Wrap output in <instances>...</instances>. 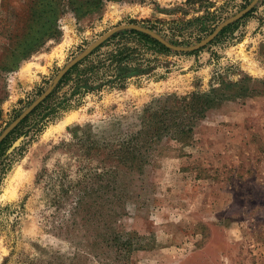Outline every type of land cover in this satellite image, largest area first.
<instances>
[{
  "label": "rangeland",
  "instance_id": "374dc122",
  "mask_svg": "<svg viewBox=\"0 0 264 264\" xmlns=\"http://www.w3.org/2000/svg\"><path fill=\"white\" fill-rule=\"evenodd\" d=\"M250 1L0 0V133L108 30L188 47ZM125 31L53 88L46 104L68 98V110L32 132L38 110L2 146L0 264H264V0L193 52ZM120 48L128 58L109 64ZM211 89L226 97L184 141L162 136L140 168L116 165L169 99Z\"/></svg>",
  "mask_w": 264,
  "mask_h": 264
},
{
  "label": "trees",
  "instance_id": "16d2710c",
  "mask_svg": "<svg viewBox=\"0 0 264 264\" xmlns=\"http://www.w3.org/2000/svg\"><path fill=\"white\" fill-rule=\"evenodd\" d=\"M207 16H209L208 13H206V15L200 18L197 17L194 19V22L198 24L196 26L197 31H206V21L208 19ZM226 28H223L218 34L223 33ZM44 31L46 30L44 29L43 33H45ZM119 34H132L136 36L139 41L143 43L145 42V44L152 45L157 50V52H168V50L162 45L158 44L156 41L142 33L129 30ZM116 35L117 34L115 33L110 38H114ZM48 36L49 34H46V37ZM98 49L99 48L94 49L91 53H94ZM126 51V48L117 49L111 54H109L106 59L109 61V64L114 62L118 64L121 61L124 62L129 55V53L124 54ZM86 60L87 58H84L83 60L75 64L73 67H71V69L58 81L56 87L58 88L60 85L64 84L67 80H69V77L73 72L75 75H79L80 73L85 71V69H79L78 67ZM95 69L96 67H94L92 64H89L86 70H90L93 72ZM117 76H119V74H117ZM85 79L86 78L84 77L76 80V85L74 87L78 85L76 89H80L79 84H83L85 86ZM228 87L229 86H225V88ZM76 89L74 91L78 92V90ZM84 90L87 89L84 88ZM54 93L55 91H53L41 104H39L34 110H32L30 114H28L11 132L8 133V135L0 143V150L2 149V146L5 144L7 139H9L13 134L20 131V129H22L23 126L29 121V118L35 115L38 110L42 109V112L40 111L38 113V120L35 123L32 122V132H40L48 122H52L53 120L57 119L61 113L70 108V104H67L69 102L68 98H61L53 101L49 105L46 104L48 100H51L53 98ZM248 93L249 92L246 91V89L243 90L242 88H240L238 95L247 96ZM225 97L226 95L218 94L217 90L211 89L207 93H194L189 97L182 98L180 100L177 98L169 99L172 106L169 108H166L164 105L161 106L162 110H160V114L158 113V115H153L155 120H152L149 125H147L148 129L146 130L143 137L135 138L134 140H129L128 142L126 141V143L123 142L118 146L117 151L112 152L116 154L114 158L116 165L119 164L123 166L127 165L130 168H140V165H143L148 161V150H150L151 144L157 142L162 136H169L173 140L176 139L178 141H184V139L191 134L192 128L194 127V123L197 120H200L209 109L217 107L218 104L222 102ZM99 176L101 175H97V177ZM108 187L109 186H105L102 188L98 187L97 190H101V193H105V191L109 190ZM95 192L96 191H94L91 187L86 186L83 187L81 190L83 198H89Z\"/></svg>",
  "mask_w": 264,
  "mask_h": 264
},
{
  "label": "water",
  "instance_id": "95a60500",
  "mask_svg": "<svg viewBox=\"0 0 264 264\" xmlns=\"http://www.w3.org/2000/svg\"><path fill=\"white\" fill-rule=\"evenodd\" d=\"M259 1L260 0H251L248 3V5L245 6L238 13L234 14L233 16L219 23L207 36H205L198 43L192 46H188V47H180V46L172 45L166 42L164 39H162L160 36H158L154 32L149 31L137 25H131V24L121 25V26H116L108 30L103 35H101L98 39H96L94 42L88 45L85 50H83L80 54H78L76 57L70 60L62 69H60L56 73V75L52 78V80L46 86V88L42 91V93L39 96H37L25 109H23L22 112L11 123H9L8 126H6V128H4V130L0 133V143L8 135L9 132H11L28 114H30V112L39 103H41L52 92L53 88L56 86L58 81L63 77V75L71 67H73L76 63H78L79 61L87 57L95 48L99 47L104 41L110 38L113 34L120 32V31L132 30V31L139 32V33H142L148 36L149 38L156 41L158 44L162 45L167 50L178 52V53L193 52V51L203 48L208 43H210L223 28L227 27L228 25L232 24L233 22L237 21L242 16H244L246 13H248Z\"/></svg>",
  "mask_w": 264,
  "mask_h": 264
}]
</instances>
